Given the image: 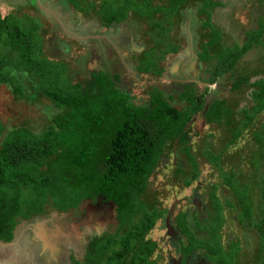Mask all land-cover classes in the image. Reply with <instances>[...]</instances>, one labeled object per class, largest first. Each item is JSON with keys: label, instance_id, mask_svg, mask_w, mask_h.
Returning <instances> with one entry per match:
<instances>
[{"label": "trees", "instance_id": "1", "mask_svg": "<svg viewBox=\"0 0 264 264\" xmlns=\"http://www.w3.org/2000/svg\"><path fill=\"white\" fill-rule=\"evenodd\" d=\"M99 1L100 17L103 16L102 25L105 28L124 22L130 12L147 21V25L154 30L148 37L155 47L142 53L144 59L138 61L136 72L140 76L161 77L165 68L160 67L159 62L168 53L176 55L179 51L178 46H173L168 40L171 30L167 26V17L185 5L184 0H169L165 8L151 6L147 1L140 4L135 0H120L117 5L112 0ZM201 1L203 5L199 12L205 16L202 29L209 31V39L202 46V59L208 63L215 61L210 66L207 79H202L206 84L200 78L199 81L205 86H212L235 69L251 48L264 45V18L258 21V29L247 32V45H235L231 49L226 48L220 55L212 56L208 48L215 47L222 40L221 31L213 27L211 20V10L217 4L212 0ZM262 2L264 0L259 4ZM87 7L84 5L83 8ZM75 9L77 12V7ZM6 14V10H0V86L9 88L18 100H29L24 86L18 81L20 74L24 73L34 83L36 92L52 102L58 113L48 116L45 128L39 133L26 127L7 130L0 122V242H11L20 222L42 216L49 208L66 215L84 201L103 200L113 206L116 233L87 240L84 257L77 262L71 259L73 264H123L127 260H130L128 264H156L157 259H150L157 244L147 242L145 238L167 212L157 207L147 208L142 197L171 143L179 139L187 146L189 142L193 144L194 136L187 126L208 103L209 89L205 87L198 94L193 87L187 86L178 99L183 103L180 107L172 105L155 88L147 93V103H136L133 96L118 88L119 75L109 76L105 72L93 71L88 78L74 82L67 74V66L52 60V57L49 60L47 51L44 52L38 36V23L31 18H27L31 21L28 23ZM157 15L160 20L153 19ZM4 40L8 42V55L1 48ZM200 54L201 51L199 57ZM240 82L239 77L232 88L235 89ZM242 84L255 89L251 93L254 107L250 114L246 108L241 111L245 117L241 123L245 130L264 110V83L255 82L250 86L246 80ZM209 104L203 117L208 120V123L205 120V128L210 133L204 134L203 145L208 139L214 140V134L225 136V129L229 127L225 120L229 118L225 102L214 100ZM241 134L237 129L226 142V136L218 138L217 142L223 141L226 146L214 159L224 158V154L233 158L227 152V144L232 145ZM252 136L258 142L263 138L264 142V136L261 139L257 138V133ZM261 154L264 166V146ZM189 161L191 171L183 184L186 188L198 187V165L192 158ZM242 162L246 165L245 160ZM184 164L177 166L182 168ZM221 183L225 182L222 180ZM214 190L215 193L212 192ZM221 191L236 192L231 188H210L208 193L214 217L209 216L216 221L208 227H200L193 221L206 239H196L187 213L175 217V229L185 239V244L179 245L183 260L200 250L209 253L208 260L213 264H225V258L234 255L232 251L225 256L219 243L218 234L223 225L220 223L223 211L218 199L223 195ZM236 193L239 204L250 212L247 203L252 200L248 198H252L253 189L242 186ZM248 193L251 195L248 196ZM260 194H263L264 203V185H260ZM135 218H139L137 223L133 222ZM253 231L260 237L259 242L264 243L263 226ZM231 261L229 264H233Z\"/></svg>", "mask_w": 264, "mask_h": 264}, {"label": "rangeland", "instance_id": "2", "mask_svg": "<svg viewBox=\"0 0 264 264\" xmlns=\"http://www.w3.org/2000/svg\"><path fill=\"white\" fill-rule=\"evenodd\" d=\"M34 1L0 0V10H6L13 19L18 17L28 22L27 18L35 17L39 23L46 22L44 29L39 25L40 33L46 42L44 48L46 51L48 50L49 56L57 57L54 58V61L64 63L67 66V74L74 82L76 80L81 82L88 78L93 71L105 72L109 76H113L115 71L119 70L120 73L118 74L121 76V81L117 85L118 88L133 96L136 103H147V93L155 88L162 92L166 100L172 97L171 103L180 106L183 103H177L176 97L182 96L178 93L182 91L185 83L193 87L198 94H201L205 87L209 89V96L207 97L209 103L214 100L225 102V108L229 112V118L225 119L229 123L228 129L227 127V130L225 129L226 137L220 133L214 134L216 135L214 140L212 138L211 141L210 139L207 141L205 138V142L207 141L208 144L203 145L202 138L204 134H209L210 130L208 128L206 131L205 125L194 121L193 124L187 126L194 136L193 144L191 145L189 142L187 146L182 140L173 141L164 154L165 159L161 160L157 171L148 182L147 191L142 197L146 207L150 209L157 207L159 210H166V212L173 209L170 222H168L172 224L171 228L169 225V228L166 229L162 220L158 221L155 228L145 238L147 242H156L157 244V249L150 260L157 259L156 264H179L181 253L179 245H184L185 239L173 228L175 226L174 219L178 214L187 213L188 223L191 222V230L196 233V239H206V236L194 226L193 221L200 227H208L216 221L213 219L211 196L208 193L210 188L216 190L219 187L231 188L238 192L239 187L248 186L253 189L252 195L248 193V196L249 194L252 196V198H248L249 201L252 200L247 203L250 206V212H247L244 206L237 205L239 198L236 192L231 194L227 192L231 197L226 199L218 197L222 211L226 205L231 208L230 212L227 211L228 223L226 219H220V223L225 224L228 231L225 228L224 232L222 226L221 232L219 231L218 234L219 243L221 242L220 245H222L221 248L225 256L234 251L238 260H243L242 264H256L259 260L261 263L264 262L263 243H255L247 253H243L242 250L238 251L230 244L241 239V236L234 235L233 230L235 229L229 227V223L235 225L238 223L241 226L240 230L242 227L250 231L256 230L260 226L264 228L263 194H260V185H264L261 154L264 146V142L262 143L264 110L256 115L247 129L244 130L241 124L245 120L241 111L246 108L250 114L254 107L250 96L251 90H255L253 87L247 88L242 83L246 80L250 86L255 82L264 83V45L260 44L251 48L241 58L235 69L225 74L217 84L205 86L198 83L195 85L199 78L205 83L203 80L207 79L210 66L215 60L208 63L202 59V46L209 39L207 35L209 31L202 29L205 16L199 12L203 2L201 0H184L185 5L180 6L176 13L167 17V26L171 30L168 40L173 46H178V53L176 55L168 53L169 55L159 62V66L165 68L161 77L140 76L136 72V65L139 60L144 59L142 53L155 47L148 37L154 30L147 25L145 19L143 20L130 12L124 22L105 28L102 25L103 16L100 17L101 2L99 0H58L55 3L54 0H38V5ZM119 1L112 0V3L117 5ZM135 1L140 4L147 1L151 6L160 8H165L169 2V0ZM212 1L217 4V7L211 10V20L213 27L221 31L222 40L215 47L208 48L210 55H220L226 48L231 49L235 45H247L249 41L247 32L258 29V21L264 18V3L259 4L261 0ZM73 5L77 7V12L74 11L76 9ZM84 5H88V7L83 8ZM39 14L42 15L43 19L36 17ZM231 18L235 20H230ZM153 19L160 20L161 18L157 15L153 16ZM262 42H264V37ZM1 48L6 55L9 54L7 41L1 45ZM123 48L125 51H130L123 54ZM156 53L160 54L157 51ZM118 55L121 56L122 61L127 60L128 64L119 67L113 60ZM123 68L125 69L124 72ZM189 70V75L193 77L191 79L188 78L187 74ZM239 77L241 82L235 86V89L232 88ZM18 81L24 86V93L28 95L29 100L16 99L9 88L1 85L0 122L7 130L26 127L39 133L45 128L48 116L55 115L58 110L52 102L44 98L41 93L36 92L34 83L27 75L20 74ZM204 107L206 108V105ZM206 122L208 123V120ZM237 129L242 132L240 138L232 145L227 144V152L233 158L230 155L226 157L224 154V158L214 159L222 147L225 149L226 140H229L232 133ZM256 133L257 138H262L260 142L252 136ZM222 136L225 137V142H217V139ZM211 144L213 145L211 146ZM189 158L194 159L193 162L198 165L196 167L198 187L186 188L183 184L185 177H188L191 171ZM175 159L178 165L185 163L182 168L174 164ZM243 160H245L246 165L243 164ZM223 167H226L225 170H221ZM219 170L221 171L219 172ZM222 180L225 182L224 184L221 183ZM212 192L215 193V190ZM194 202H201V204L196 206ZM90 204V201L84 206L79 204L78 208L72 209L73 211L69 210L70 212L66 215L49 208L47 213L42 216L20 222L14 231L16 240L11 244L0 243V264H73L71 259L76 260V262L82 260L87 247L86 239L90 240L103 235L113 236L117 228L113 223V225L107 226V219L101 218V214H98L97 204L92 208L89 206ZM233 205H237L235 210ZM79 206L82 208L80 209ZM87 210H92V214L89 212L88 214L91 216L86 218L84 213ZM108 214L113 218L110 212ZM209 215H213V217L210 218ZM222 218L224 217L222 216ZM102 220H104L102 231L99 233L102 235L99 236L96 229L88 225L99 223ZM138 220L139 218H135L133 222L137 223ZM169 229L174 230L176 235H171ZM38 233L47 237L44 242V244L47 243L46 246H49V241L51 243L50 247L46 248L45 253H42V257L38 255V252L28 250L29 246L34 244L33 241L38 240ZM179 238H181L180 242H178ZM254 240H256L255 237ZM249 246L251 245L249 244ZM206 256L208 255L201 251H194L181 264H212L206 259ZM10 259L13 260V263L10 262ZM230 259L231 256L226 257L224 263L229 264ZM129 261L127 260L123 264H128Z\"/></svg>", "mask_w": 264, "mask_h": 264}, {"label": "flooded vegetation", "instance_id": "3", "mask_svg": "<svg viewBox=\"0 0 264 264\" xmlns=\"http://www.w3.org/2000/svg\"><path fill=\"white\" fill-rule=\"evenodd\" d=\"M130 50H126L125 51V48H123L122 49V53L124 54V53H127V52H129ZM121 58V56L120 55H118V56H115L114 58H113V60H114V62L116 63V64H118L119 65V67H122L123 65H126V64H128V62H127V60H121L120 59ZM125 71V69L123 68V72ZM96 72V71H95ZM118 73H120V71L119 70H116L115 71V75H119ZM122 73V72H121ZM187 74H188V78L189 79H191V78H193L191 75H189L190 74V70L187 72ZM120 76V75H119ZM121 77V76H120ZM121 81V80H120ZM187 85H189V84H187ZM187 86H186V83H185V85L183 86V89H182V91L180 92V93H178V95L179 94H182L183 92H184V90H185V88H186ZM176 99H177V103H178V96L176 97ZM167 101H169V102H171L170 100H167ZM180 103V102H179ZM209 103V102H208ZM172 104V103H171ZM172 105H175V106H177V104H172ZM206 105V108H207V104H205ZM204 105V106H205ZM204 109H205V107H204ZM194 121H196V122H198V123H201V125H205V120H204V117H203V111H201L200 113H197V114H195L194 115V117L192 118V120L190 121V123L189 124H193V122ZM176 159L174 160V164H176ZM177 165V164H176ZM174 166V165H173ZM263 168V171H264V166L262 167ZM262 174H263V172H262ZM229 194H231L232 193V191H229L228 192ZM228 193L227 192H224L223 193V195L221 196L222 198H228V197H231L230 195H228ZM197 198V197H196ZM87 203H89V201H84V202H82L81 204H82V206H84V205H87ZM201 204V202H194V204L197 206L198 204ZM97 204V206H98V210H99V212H98V214H101V218H104V219H107V226L108 225H116V223H115V220H114V214H113V206H112V204H110V203H106V202H104L103 200H100V201H96V202H91V204L89 205L91 208L92 207H94V205H96ZM193 204V203H192ZM238 206H240V204H239V202H238V204H237ZM237 205H233V209L235 210V208L237 207ZM79 208L81 209L82 207L81 206H79ZM223 216H225V218H226V221L228 220V213H227V211H229L230 212V210H231V208H229V206H224L223 207ZM88 211V212H87ZM85 213H84V215H86V218L87 217H89V216H91V215H89L88 213L90 212V214H92L91 213V211H89V210H87ZM170 211V209L167 211V213L164 215V217H163V219H162V223H163V225L166 227V229H168L169 228V225H170V228H171V226H172V224H167L166 223V216H167V214H168V212ZM172 211H173V209H172ZM111 213L112 214V216H113V218H111L110 216H109V214L108 213ZM173 213V212H172ZM172 213L170 214V217H169V222H170V218H171V215H172ZM88 214V215H87ZM103 221L104 220H102V221H100L99 222V224H97L98 226L99 225H101V227H102V223H103ZM113 223V224H112ZM230 225H229V227L232 229V228H234L235 230H233L234 231V235H240L241 236V239H238V240H236V242L234 243V244H230V245H233V246H235L236 247V249H238V251H243V253L244 252H248V250H249V248H252L253 246H254V244L255 243H258L259 242V240H260V237L259 236H257L256 235V233L252 230V231H250V230H248V229H246V228H243L242 227V230H240V228H241V226H240V224H238V223H236V225L234 224V223H229ZM231 224H233V226H231ZM88 226H90V227H94L95 229H96V223H93L92 225H88ZM223 226V225H222ZM226 226V225H225ZM225 226H223L224 227V232H225ZM237 226H238V228H237ZM173 228L175 229V226H173ZM226 230L228 231V229L226 228ZM97 231V230H96ZM169 231H171V235H176L175 234V231L176 232H178L176 229H175V231L173 230H171V229H169ZM237 231H239V232H237ZM60 234H63V235H65L64 233H61V231H58ZM114 233H116V230H115V232ZM113 233V234H114ZM251 233H254L256 236H254L253 234H251ZM42 234V233H41ZM41 234L40 235H38V236H41ZM43 235V234H42ZM205 235V234H204ZM195 236H196V234H195ZM206 236V235H205ZM63 237V236H62ZM254 237H255V239L256 240H254ZM46 238L47 237H45V235H43V240L41 241V239H38L39 240V242L37 243V241H33V245L31 246H29V248H28V250H30V249H32L33 248V251H36V252H38V255L39 256H43L42 255V253L44 254L45 253V251H46V248H49L50 247V245H51V243H50V241H49V246H45V245H47V243L46 244H44V242L46 241ZM69 238V237H68ZM86 239V238H85ZM180 239L181 238H179L178 239V242H180ZM199 239V238H198ZM86 242H87V239L85 240ZM261 241V240H260ZM221 243V242H220ZM242 243V245H240ZM38 244V245H37ZM249 244L251 245V246H249ZM263 245H264V243H263ZM222 246V245H221ZM247 246H249V247H247ZM201 252H203L205 255H208V256H206V259L208 260V257H210L209 256V253L208 252H206L205 250H200ZM181 252V251H180ZM229 253H227V255H228ZM234 257H231V262L233 263V264H242V262H243V260L241 261V259H240V261L238 260V257H236V255L234 254L233 255ZM183 256H182V253H180V260H179V264H181V263H183V262H185L186 261V259H184L183 261ZM209 261V260H208ZM211 262V261H210ZM212 263V262H211ZM213 264V263H212ZM256 264H264V262H262L261 263V260H259Z\"/></svg>", "mask_w": 264, "mask_h": 264}, {"label": "crops", "instance_id": "4", "mask_svg": "<svg viewBox=\"0 0 264 264\" xmlns=\"http://www.w3.org/2000/svg\"><path fill=\"white\" fill-rule=\"evenodd\" d=\"M37 2H38V0H35L34 1V3H36V5H38L37 4ZM54 3L55 2H58V0H54L53 1ZM46 3V2H45ZM40 7V6H39ZM36 17H41V19H43V17H42V15H37ZM30 18V17H29ZM31 19H33L35 22H37L38 23V25H40V26H42V27H45V24H46V22L45 23H39L37 20H36V18L35 17H31ZM42 29H44V28H42ZM42 32V31H41ZM38 36H39V38L41 39V44L44 46V43H46L45 42V39H43V36H42V34L40 33V30H38ZM141 50V49H140ZM46 50L44 49V52H45ZM48 51V50H47ZM50 57H52L53 59L52 60H54V58H56L55 56H49V60H51V58ZM190 83V82H189ZM198 83H200V81H198L197 83H195V85L196 84H198ZM186 86H190V85H187V83H186ZM180 95V94H179ZM182 95V94H181ZM178 99H179V97H178ZM178 103H179V100H178ZM180 107H183V104H181L180 105ZM224 218L223 219H226L225 218V216H223ZM227 223H228V221H227ZM226 223V224H227ZM223 226H225V224H223ZM15 231V230H14ZM14 240H16V236H15V233H14V238H13V240L11 241V242H9V243H4V244H11L12 242H14ZM0 243H2V242H0ZM10 262H12L13 263V260L12 259H10Z\"/></svg>", "mask_w": 264, "mask_h": 264}, {"label": "clouds", "instance_id": "5", "mask_svg": "<svg viewBox=\"0 0 264 264\" xmlns=\"http://www.w3.org/2000/svg\"><path fill=\"white\" fill-rule=\"evenodd\" d=\"M253 92V90H251V93ZM251 97V96H250ZM208 105H210L209 103H207V108H205V109H203V112H206V110L208 109ZM205 120V119H204ZM97 224H99V223H96V230H97V234L99 235V236H101L102 234H99V233H101V231H102V227H101V225H97Z\"/></svg>", "mask_w": 264, "mask_h": 264}, {"label": "water", "instance_id": "6", "mask_svg": "<svg viewBox=\"0 0 264 264\" xmlns=\"http://www.w3.org/2000/svg\"><path fill=\"white\" fill-rule=\"evenodd\" d=\"M172 213V209H170V211L168 212L167 216H166V223L169 224V217H170V214Z\"/></svg>", "mask_w": 264, "mask_h": 264}, {"label": "bare ground", "instance_id": "7", "mask_svg": "<svg viewBox=\"0 0 264 264\" xmlns=\"http://www.w3.org/2000/svg\"><path fill=\"white\" fill-rule=\"evenodd\" d=\"M38 235H40L39 233H38ZM44 235V234H43ZM43 235L41 234V236H38V239H41V241L43 240ZM46 246V245H45ZM30 252H33V248L32 249H30L29 250Z\"/></svg>", "mask_w": 264, "mask_h": 264}]
</instances>
